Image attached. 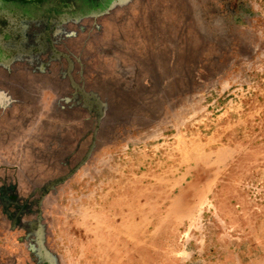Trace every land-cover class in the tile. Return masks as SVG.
Segmentation results:
<instances>
[{"label":"rangeland","instance_id":"374dc122","mask_svg":"<svg viewBox=\"0 0 264 264\" xmlns=\"http://www.w3.org/2000/svg\"><path fill=\"white\" fill-rule=\"evenodd\" d=\"M0 264H264V0H0Z\"/></svg>","mask_w":264,"mask_h":264}]
</instances>
